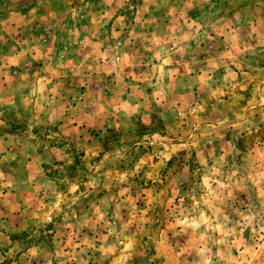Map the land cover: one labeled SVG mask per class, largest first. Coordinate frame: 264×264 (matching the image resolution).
<instances>
[{"label":"rangeland","instance_id":"374dc122","mask_svg":"<svg viewBox=\"0 0 264 264\" xmlns=\"http://www.w3.org/2000/svg\"><path fill=\"white\" fill-rule=\"evenodd\" d=\"M0 264H264V0H0Z\"/></svg>","mask_w":264,"mask_h":264}]
</instances>
